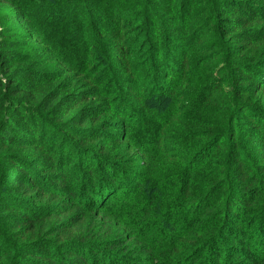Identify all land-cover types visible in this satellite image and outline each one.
Instances as JSON below:
<instances>
[{
  "label": "trees",
  "instance_id": "1",
  "mask_svg": "<svg viewBox=\"0 0 264 264\" xmlns=\"http://www.w3.org/2000/svg\"><path fill=\"white\" fill-rule=\"evenodd\" d=\"M0 264H264V0H0Z\"/></svg>",
  "mask_w": 264,
  "mask_h": 264
}]
</instances>
